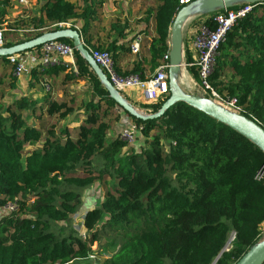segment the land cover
<instances>
[{
    "label": "trees",
    "instance_id": "1",
    "mask_svg": "<svg viewBox=\"0 0 264 264\" xmlns=\"http://www.w3.org/2000/svg\"><path fill=\"white\" fill-rule=\"evenodd\" d=\"M104 5L105 0H44L36 14L24 12L10 20L13 1L0 0V23L8 29L4 47L57 31L21 35L20 29L72 21L82 25L89 51L111 55L119 76L149 79L170 53L169 30L183 8L179 0H155L144 12L141 21H152L154 35L143 40L146 56L128 66L122 63L138 34L127 40L128 25L120 20L105 27ZM250 6L220 44L208 82L220 96L237 99L240 114L264 128V3ZM216 13L207 14L213 30ZM183 43L188 39L183 37ZM74 58L77 74L57 65L34 71L32 77L38 81L65 73L62 85L85 82L88 101H67L65 89L64 98L56 100L50 89L41 102L22 97L4 105L0 93V210L14 206L0 216V264H88V249L102 238L112 240L116 250L99 264H213L218 256L215 264H236L263 239L264 175L258 179L257 174L264 168V152L182 102L157 118H136L110 97L77 50ZM190 62L186 50L185 63ZM1 66L0 85L10 75L16 87L8 57H0ZM189 70L199 81L197 69ZM206 91L205 98L211 99ZM122 97L144 115H154L170 92L151 104ZM122 113L144 138L139 151L120 135L109 138L112 119L119 122ZM73 117L83 119L69 127L65 122ZM95 184L106 190L97 205L82 210L85 192ZM80 212L85 237L73 224L72 216ZM233 233L230 249L222 253Z\"/></svg>",
    "mask_w": 264,
    "mask_h": 264
},
{
    "label": "built area",
    "instance_id": "2",
    "mask_svg": "<svg viewBox=\"0 0 264 264\" xmlns=\"http://www.w3.org/2000/svg\"><path fill=\"white\" fill-rule=\"evenodd\" d=\"M17 3L23 7L28 6V0H16ZM192 0H179L181 7H186L193 4ZM250 4H241L237 8H225L217 11L213 21L216 23V28L213 30L207 25L206 21L208 17L200 22L197 19L191 20L188 23V28L184 33V37L188 39L187 45L183 43V56L185 57L186 50L190 52L191 62L184 66L195 67L198 72L200 85L209 90L211 99L220 105L221 107L234 112H241V108L237 105V99L224 98L211 89L208 79L215 64V59L220 48V44L224 41L226 34L231 27L240 19L244 18L251 10ZM0 23V48H4L5 37L4 33L7 31V27ZM50 29L77 30L81 35L80 24L76 25L72 21L59 22L52 24L45 28H26L20 29L19 34H26L37 31H44ZM171 35V28L169 30V38ZM82 39V35H81ZM144 38L138 34L132 40L130 45V51L132 54L139 55L142 49V43ZM83 42V40H82ZM84 44V42H83ZM186 45V46H185ZM76 48L73 43H66L61 41H51L43 44L39 50L27 51L20 54L8 56L9 62L15 66L14 75L20 77L26 65L30 59L35 56V52L39 54V62L41 69L50 66L66 65L69 70L74 74L78 73L74 54ZM96 64L105 71L106 76L113 84L114 88L120 95L125 94L130 90H137L141 93L143 101L146 103H156L164 95L170 92L168 78L170 68L169 53L164 56L163 64L158 68L156 73L147 80H141L138 76H119L113 68V60L111 55L106 51L90 50L89 51ZM43 87L48 91L50 89L47 83L43 84ZM137 128L135 124L130 120V123L122 129L119 133L120 137L128 142H132L135 137ZM264 175V168L257 174V178L261 179ZM7 212L14 210L12 204H8L3 208ZM262 231L264 233V223L262 224ZM83 233V232H82ZM85 237V234H82ZM235 234H231V241L234 239ZM231 242L226 246V251L231 247ZM92 254L89 255V259H93ZM100 263V262H99ZM98 263V264H99Z\"/></svg>",
    "mask_w": 264,
    "mask_h": 264
},
{
    "label": "water",
    "instance_id": "3",
    "mask_svg": "<svg viewBox=\"0 0 264 264\" xmlns=\"http://www.w3.org/2000/svg\"><path fill=\"white\" fill-rule=\"evenodd\" d=\"M242 3L262 4L264 3V0H199L189 6L181 8V10L177 13L171 25L170 35V68L168 71L170 97L163 104L160 111L154 115L141 114L132 105H130L122 97V95L118 93L106 74L92 58L89 50L83 44L81 35L77 30L66 29L58 30L55 32H48L25 43L18 44L9 48H0V57H8L11 55L20 54L37 47H41L47 42L59 41V39H70L73 42L76 50L89 64L93 73L107 88L110 97L114 99L117 104L130 115L142 119L157 118L164 112H166L174 103L182 102L199 111L206 113L217 121L235 130L240 135L253 142L264 152V128L256 120L248 118L239 113L231 112L221 107L210 98L184 93L180 89L177 82V75L180 72V68L185 65L183 60V27L186 20L192 15L198 13L209 14ZM230 242L231 239L228 240L226 246ZM225 248L222 253L226 251ZM219 257L220 256H218V258ZM218 258L213 262V264L216 263ZM236 264H264V240L252 246Z\"/></svg>",
    "mask_w": 264,
    "mask_h": 264
},
{
    "label": "crops",
    "instance_id": "4",
    "mask_svg": "<svg viewBox=\"0 0 264 264\" xmlns=\"http://www.w3.org/2000/svg\"><path fill=\"white\" fill-rule=\"evenodd\" d=\"M43 2L44 0H28L29 3L28 6H26L23 9H29L27 12L30 13L31 15H34L39 11V8ZM154 4H155V0H105L104 10H103L104 20H105L104 26L107 27V24L110 23V21L115 22L116 20H120L122 24L126 22L128 25V29L125 31V33L127 34V40L133 38L136 34L142 35V37L145 40L147 37L154 35V28L152 21L146 23V22H142L141 19L144 16V12L149 7L155 6ZM33 11L35 12L33 13ZM20 13L21 11H19V14ZM207 17H208L207 14L204 13H198L189 17L186 20L183 27V37L185 31L188 28L189 21L197 19L198 21L202 22ZM109 27L110 25H108V28H106V32H103L101 36L106 35L107 31L109 30ZM10 40L12 39L11 38L7 39V42ZM143 43H142L141 53L139 55L131 54L129 57L123 60L122 63L123 65L126 66L130 65L131 62L135 60L138 56L141 55L146 56L147 50H146V46H143ZM183 60L185 63L184 56H183ZM41 70L42 69L40 67L39 54L38 52H35V56L30 59L29 63L26 65L23 74L17 79L18 89L24 92L23 93L24 97L33 98L37 102H41L44 96L46 95V89L43 87V84L47 82L51 85L50 93L52 97H54L56 100H60L64 98V95L62 93L64 89L67 90L68 92V97L65 98L67 99V101L69 98L75 97L76 102L80 104L83 101H88L89 98L91 97V92L89 91V88L85 84V82L68 83L66 85H62L63 80L65 78V73H59L57 75L48 74V75H44L43 78L39 79L38 81L34 80L32 77L34 71L40 72ZM177 82L180 89L184 93L196 95L200 97H205L204 95L207 93V91L200 85V82L192 75L188 66H182L180 68V72L177 75ZM83 90L86 91V95L81 93ZM124 95L127 96V98L131 100L132 103H140L141 101V98L139 97L141 93L137 90H130L126 92ZM78 107L81 106L78 105ZM82 119H83L82 117H78V118L73 117V120L71 118H68V120L65 123L68 124L69 127H76L79 125ZM130 120L131 119L121 115L120 121L114 124L115 126L111 129V132H114L116 133V135H119L120 131L124 129L128 123H130ZM111 132H110V137L112 138L113 135L111 134ZM94 186L90 188L91 190L89 196L91 195V193H93L92 189L94 188ZM88 191L89 189L85 192L83 203H85L86 200L85 198ZM97 203L98 201L96 202V204ZM91 206L94 205L88 204L87 208Z\"/></svg>",
    "mask_w": 264,
    "mask_h": 264
},
{
    "label": "rangeland",
    "instance_id": "5",
    "mask_svg": "<svg viewBox=\"0 0 264 264\" xmlns=\"http://www.w3.org/2000/svg\"><path fill=\"white\" fill-rule=\"evenodd\" d=\"M12 1H13V6L9 10V18H10V20H13L19 14V11H21V13H24V12H27L29 10V9H23L25 7L19 5L16 0H12ZM31 12H32V10H31ZM34 12L35 11H33V13ZM10 20H9V22H10ZM12 37L13 38L17 37V34L11 35V38ZM2 69H3V66L0 67V72L2 71ZM18 78L19 77H17V79ZM11 83H12V78H11L10 75H8L6 77V79H5L4 84L0 85V93L4 94V98H3V101H2L4 105H8V104L12 103L14 99H19V98L24 97L23 96L24 92L18 89L17 83L15 82V86L16 87H14V84L12 86ZM81 93L86 95V91L85 90H83ZM139 97L141 98L140 104L141 103L146 104V102L143 101V98L141 97V95ZM148 104H151V103H148ZM130 105H132L134 107V104H130ZM135 109L138 112H140L141 114H143V112L139 111L137 108H135ZM121 115L125 116V113H122ZM125 117H127V116H125ZM116 122L117 121L113 118L112 119V127L115 126L114 124ZM73 132H75V134H76L77 129H74ZM111 134L113 135L112 138H114L116 136V133H114V132H111ZM109 138L111 139L110 135H109ZM143 145H144V138L142 137V135L137 130V132L135 133L134 140L132 142H128V146L131 149H135V150L139 151L140 148ZM131 149H129V153L131 152ZM90 190L91 189H89V191L87 192V195H86V198H85L86 199L85 203L82 204V208H81L82 210H85L88 207V204L97 205L98 203L96 204V202L99 201V199H101V195H102V193L105 192L106 186L104 187V186H102L100 184L95 185L94 188L92 189L93 193H91V195L89 196ZM7 213L8 212L6 210H4V209L0 210V216L1 215H5ZM72 219H73V224H74L75 229L77 231H79V232L82 231L83 232L82 234H85V232L82 229L83 213L80 212L79 214H76V215L72 216ZM262 240H264V234H263V239ZM111 242H112V240H106L105 238H102L100 242L96 243L93 247L89 248L88 252H89V254H92L94 256V258L93 259H89L88 260V264H98L99 262L103 261L107 257L106 255L109 252H111V253L114 252L116 250V247L111 245Z\"/></svg>",
    "mask_w": 264,
    "mask_h": 264
}]
</instances>
